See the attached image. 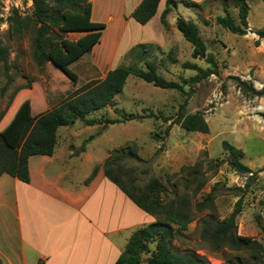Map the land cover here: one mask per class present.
I'll return each instance as SVG.
<instances>
[{"label":"rangeland","instance_id":"obj_1","mask_svg":"<svg viewBox=\"0 0 264 264\" xmlns=\"http://www.w3.org/2000/svg\"><path fill=\"white\" fill-rule=\"evenodd\" d=\"M246 2L250 11L244 35L230 31L217 20L219 15H225L226 8L239 23L237 0H204L199 7L181 4L176 10L185 18L195 17L207 45V55H212L217 63L215 73L198 81L193 79L201 73L186 68V62L196 63L204 70H208L210 64L205 57H193L192 44L178 31L180 36L175 33L169 36L172 44L169 50L150 45L145 59L155 61L159 74L165 78L181 82L185 92L156 87L130 75L112 104L93 111L90 116L117 120L121 118L115 112L118 107L145 117L105 125H85L78 120L72 125L73 130L83 133L76 140L77 150L83 145L85 149L89 146L94 161H100L99 164L113 149L136 144L142 160L127 159L124 165L128 172L123 178H133L136 184L145 186L150 176L159 177L165 185L162 198L181 200L194 216L173 241L174 249L197 252L210 264H241V261L264 264V249L256 256L249 248H215L201 237L202 221H199L210 212L220 218L227 217L240 199L238 233L254 237L264 247L260 226L264 224V98L238 83V80L245 82L257 91L264 88V38L259 34L264 30V0ZM32 11V0H0V36L9 48L10 65L7 72L0 61V112L5 111L0 130L8 136L20 128L27 108L31 116L42 113L58 105L82 84L103 78L108 70L93 65L92 51L69 65L76 73L75 80L51 61L37 63L33 56L34 33L13 34L7 19L16 12L25 16ZM83 34L81 31L64 32L72 39ZM134 64L146 68L143 60L127 53L114 63L116 66ZM185 100V114L205 113L210 126L208 133L187 131L172 123ZM170 123L169 135L158 141L154 133L164 135ZM224 140L243 150L241 160L255 171L254 174L230 166V154L222 146ZM196 163H200L196 167L198 172L182 169ZM147 168L145 173L143 170ZM195 176L198 178L193 182ZM209 193L214 194L213 204L207 202ZM148 256L144 253L140 264H148Z\"/></svg>","mask_w":264,"mask_h":264},{"label":"trees","instance_id":"obj_2","mask_svg":"<svg viewBox=\"0 0 264 264\" xmlns=\"http://www.w3.org/2000/svg\"><path fill=\"white\" fill-rule=\"evenodd\" d=\"M33 11L30 15H20L17 12L8 16L9 30L13 34L25 35L33 32L34 51L33 56L37 63L47 61L53 62L58 68L64 71L71 79H76L69 65L81 58L87 51L100 41L105 23L91 20V0H32ZM161 0H142L132 12V17L139 23H147L157 12ZM178 3L189 7H199L201 2L193 0H166L165 8L161 14V21L168 27L166 16ZM239 23L235 21L228 9L225 8V15L217 17L218 23L230 31L244 35L247 33L248 16L250 6L246 0H237ZM176 27L184 38L193 46L192 55L194 58L205 57L210 68L204 70L196 63L186 62V68L198 70L201 74L193 79L198 81L217 70V63L212 55H207V45L200 34V27L193 19L181 15L176 18ZM66 31H86L76 39L64 35ZM264 38V30L259 32ZM150 45L138 43L134 45L127 55L134 56L144 61L146 68L137 64L125 66L118 65L109 69L103 78L93 79L79 88L75 89L66 99L58 105L37 115L31 116L26 113L21 120L20 128L8 136L0 130V175L9 173L12 176L29 182L31 175L29 170V157L32 155H53L58 140V129L61 126L72 125L80 120L85 125H96L105 123L124 122L145 117L127 113L122 108H115L120 119H101L91 117L90 113L105 108L112 104L114 98L123 90L130 75H134L152 83L156 87L164 89H176L185 92L183 84L173 79H167L158 72L155 61L145 59L148 56ZM9 48L4 44L0 36V61L3 62L5 71L8 72ZM238 83L264 98V88L255 90L251 85L239 81ZM5 91V87L3 88ZM189 93V92H188ZM187 100H185L172 123L179 124L187 131L208 133L210 126L203 111L185 114ZM5 111L0 112V122L4 118ZM153 116L152 114H150ZM148 115V116H150ZM172 124L165 129V134L154 133L158 141H163L169 135ZM222 146L230 154L229 164L240 172H252L248 165L242 162L243 150L227 140ZM85 150V145L80 148ZM127 159L142 160L137 152L135 143L113 149L102 163L105 175L113 181L127 196H129L141 209L155 217V220L145 226L136 229L130 236L125 249L114 264H140L142 255L148 253V264H210L197 252H181L174 249V240L181 235L182 230L193 221L194 216L190 209L181 200L175 199L165 201L162 198V191L165 185L159 177L152 175L145 186L135 183V180L124 179L122 175L128 172L124 165ZM200 163L193 166H184L182 169L196 170ZM98 171L96 166L86 182L91 181ZM148 172V168L143 170ZM197 171V170H196ZM198 172V171H197ZM197 176L192 181L197 180ZM203 185L204 182L202 181ZM214 194L209 193L207 202L213 204ZM204 205V204H200ZM242 211V203L239 199L233 211L224 218L210 212L200 218L201 237L211 243L215 248L231 247L237 249H251L257 256L264 247L261 242L252 236L238 233L237 216ZM264 233V224H260ZM154 245L153 248L151 245ZM0 264H4L0 259ZM241 264H249L241 261Z\"/></svg>","mask_w":264,"mask_h":264},{"label":"crops","instance_id":"obj_3","mask_svg":"<svg viewBox=\"0 0 264 264\" xmlns=\"http://www.w3.org/2000/svg\"><path fill=\"white\" fill-rule=\"evenodd\" d=\"M141 1L91 0V20L106 25L90 50L98 69L116 67L114 63L138 43L169 50V36H180L176 10L183 3L167 14L165 27L161 14L166 0L145 24L131 15ZM72 125L58 129L53 155L29 157V182L9 173L0 175L4 264H114L132 233L155 220L105 175L103 162L94 161L89 146L77 150L76 140L83 133ZM95 166L96 175L86 182Z\"/></svg>","mask_w":264,"mask_h":264},{"label":"bare ground","instance_id":"obj_4","mask_svg":"<svg viewBox=\"0 0 264 264\" xmlns=\"http://www.w3.org/2000/svg\"><path fill=\"white\" fill-rule=\"evenodd\" d=\"M113 7V6H112Z\"/></svg>","mask_w":264,"mask_h":264}]
</instances>
